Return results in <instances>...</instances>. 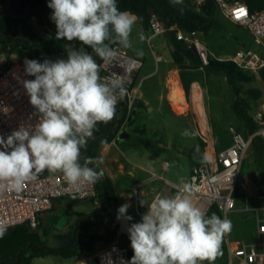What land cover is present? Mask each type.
I'll return each mask as SVG.
<instances>
[{
	"label": "clouds",
	"instance_id": "9594fccd",
	"mask_svg": "<svg viewBox=\"0 0 264 264\" xmlns=\"http://www.w3.org/2000/svg\"><path fill=\"white\" fill-rule=\"evenodd\" d=\"M48 7L56 39L78 40L103 64L83 49H69L66 59L24 61L26 75L35 78L23 80V87L39 120L34 129L21 126L6 139L0 135V191L20 192L45 170L61 172L77 190L100 181L103 171L96 168L102 158L86 157L82 165L81 150L94 137L99 123L114 118L118 101L127 96L128 66L122 62L120 50L132 47L130 35L137 17L120 11L116 0H50ZM143 55L142 50L136 51V56ZM104 65H118L125 74L102 77ZM181 135L195 133L185 129ZM207 159L204 156L201 162ZM199 191L193 178L172 197L156 195L151 203L141 200L148 210L141 222L128 229L134 254L121 264H200L205 260L212 264L232 225L227 218L215 213L208 217L195 206L193 198ZM129 207L128 203L119 207L118 220L132 219L126 215ZM6 231L7 225L0 223V238Z\"/></svg>",
	"mask_w": 264,
	"mask_h": 264
},
{
	"label": "built area",
	"instance_id": "2783aa9c",
	"mask_svg": "<svg viewBox=\"0 0 264 264\" xmlns=\"http://www.w3.org/2000/svg\"><path fill=\"white\" fill-rule=\"evenodd\" d=\"M216 1L229 21L248 30L255 42L264 46V9L250 12L244 2ZM204 2L205 0H195L196 9L199 10V6ZM149 30L151 31L149 40L164 35L168 30L174 31L177 40L196 50L204 65H207L210 60H227L240 69L252 73H258L264 68V55L250 48L242 47L230 57L222 59L210 53L199 32L188 33L177 26L167 28L156 18L151 21ZM120 55L122 62L128 66L125 85L127 96L124 100L127 111L131 112L140 96L141 83L136 84L135 75L143 67V62L127 49H121ZM26 59L28 56L22 55L0 68V135L5 139L21 126H30L34 129L39 120L22 83L23 80H32L31 76L25 73ZM100 64L103 62L101 61ZM113 72L124 75L125 69L118 65H104L101 76L104 77ZM188 108H192L197 115L195 101L192 98H188ZM256 122L258 130L248 138L234 130L232 144L225 149L217 148L213 133L207 127L205 131H202L199 122L198 128L201 131L199 135L203 144L202 159L204 156L208 159L207 162L194 166L185 182L191 183L195 178L200 191L195 194L193 201L195 206L205 213L213 205L220 211L222 219L229 220L231 214L235 212L254 213L256 224L252 240H231L228 233L223 236L226 242V264H264V195L260 196L261 203L256 208L250 207L248 200H244L243 209L238 207L234 197L242 164L252 147L253 138L260 136L264 142L262 117H259ZM185 183L175 184L165 180L166 186L175 189L176 193ZM134 190L137 193V186ZM56 199H68L75 202L91 201L97 206L100 205L95 184H84L77 190L66 182L61 172L45 170L39 174L36 181L26 183L20 192L0 191V223L7 225V229L25 225L31 231L36 230L40 225L41 217L53 208V202ZM137 213L140 217L144 215L139 211ZM121 260L130 261L129 248L114 241L95 254L89 253L82 256L73 264H121Z\"/></svg>",
	"mask_w": 264,
	"mask_h": 264
},
{
	"label": "trees",
	"instance_id": "16d2710c",
	"mask_svg": "<svg viewBox=\"0 0 264 264\" xmlns=\"http://www.w3.org/2000/svg\"><path fill=\"white\" fill-rule=\"evenodd\" d=\"M18 0H0V53L12 55L17 48L23 49L24 55L29 60L44 62L45 60L55 61L67 58V45L75 43V48H86L90 53L92 49L81 44L78 40L67 41L56 39V26L51 19L52 9L48 7L50 0H23L27 5L26 14L20 16H7L10 6L9 2ZM228 3H236L240 0H225ZM120 11H127L137 17L140 26L144 31L150 29L153 18L165 24L167 28L177 26L185 32H199L206 35L215 25L214 18L218 12L216 0H205L196 9L195 0H182L180 4H173L171 0H116ZM250 12L264 9V0H245L244 2ZM43 29L50 37V40H43L37 36L36 30ZM164 37L172 50L174 65L180 70L203 69L206 74L223 73L234 94L233 110L246 126L249 136L258 130L256 118L251 114L252 104L262 99L264 90L255 87V83L261 81L264 86V68L258 73L245 71L237 67L233 62L223 60H210L204 65L194 48L188 47L184 42L177 40L174 31L168 30ZM100 61L99 57H95ZM34 79V76H31ZM187 97V96H186ZM188 100V98H187ZM125 100H120L116 112L122 111L125 115L127 108ZM124 115L122 119L124 118ZM115 117V116H114ZM264 121V114H262ZM111 131V133H110ZM117 128L111 120L107 124L99 123L94 137L88 141L86 148L81 150L80 163L83 165L86 157H99L100 149L109 144ZM106 141L102 143L101 141ZM254 166L264 186V142L260 136L252 140ZM203 153V144L199 146ZM196 148L190 150L186 155L193 168L201 164L202 159L197 162L194 158ZM91 168L95 165L89 164ZM97 171H99L96 168ZM98 192L100 205L90 213L78 215L75 224L69 229L74 236L68 247L54 248L45 233L39 235L31 231L27 226L21 225L8 228L0 238V264H32L34 259L49 256H60L64 259L82 257L91 253L98 245H109L119 235V220L117 219L120 207L117 192L111 180L103 174L100 181L95 183ZM234 197L239 203L245 198L237 185ZM63 199H56L52 210L61 203ZM213 213L221 217L218 208L213 205L206 212L210 217ZM243 229L250 230L252 225L249 221H242ZM41 225V224H40ZM129 257L133 256L131 242H128Z\"/></svg>",
	"mask_w": 264,
	"mask_h": 264
},
{
	"label": "crops",
	"instance_id": "0c3cea01",
	"mask_svg": "<svg viewBox=\"0 0 264 264\" xmlns=\"http://www.w3.org/2000/svg\"><path fill=\"white\" fill-rule=\"evenodd\" d=\"M137 23L139 24L138 20H136L134 26ZM147 40L149 41V37L147 38ZM127 50H129L135 57L140 59L138 56H136L134 51H132L131 49H127ZM171 53L172 50L167 44L165 37H163V40H161L159 53L154 55V62L156 64V68L154 71H149L143 77V78H148L150 76H154V75L156 76L161 73V76L158 81V85L161 82L164 83V88H163L164 93L162 92L154 93L157 100L156 110L158 115L162 117L164 116L165 105H168L170 107L171 112L174 115L178 117H182L184 115V114H180V113H184V111L178 110L171 102V98H170V90L174 86L175 81H177L183 93H185V91L187 90L186 93L188 97H186L185 95L187 102L186 108H188L187 98H192L194 100L198 98L196 96H199V100L198 101L195 100V107L197 113L199 115V118L202 120L201 123H204L205 125L204 127L210 128L213 133L214 119L216 118L217 120H223L225 118L224 115L225 112L227 113V115L228 113H232V111L234 112L233 110L234 94L227 82V78L225 74L223 73L206 74L203 69L186 70V71L180 70L176 68V66L174 65ZM2 55H4V59L0 61V68H2L8 62L15 61L18 58L17 53H13L12 55H7V54H2ZM142 62L144 66V61ZM141 69L139 70V72L136 73L135 80L137 75L141 72ZM184 87L186 88V90L184 89ZM145 96L146 95L140 89L139 100L141 106L139 110L138 108L136 109L137 112L135 114L128 111H126L125 115L122 111H119L115 114V117L112 119L115 127L117 128L115 137L109 144L104 145L99 151V157L102 158L103 162L99 165V168L97 169L99 171L102 170L103 174L111 180L117 192L119 205L122 206L125 203L130 204V207L128 208L126 213L127 216H129V213L132 212L133 210H136V213L139 211V207L141 206L140 204L141 200L144 201L150 197L149 198L150 201L148 203H151L153 198L158 194H161L165 197L174 196L176 194L175 189H171L167 187L165 184V180H168L175 184H180V183H185L186 179L188 178V175L183 173H175V176L173 175V167L169 163L167 156L170 155L171 157H173L176 151L170 148L169 146H167L163 150H158L157 148L151 147L144 143L138 144L136 142V139L135 140L132 139L133 138L132 136L130 137L129 141L128 140L125 141L124 139L120 138V136L123 133H126L128 137L130 135L129 133L131 130H133L131 132H134L133 136H135V138L136 136H138L141 133L143 134L144 131L147 130L146 123L149 120V115L152 113L153 108H152V103L150 102L149 99H146ZM212 98L214 99V102ZM172 105L176 111L173 109ZM201 108H202V113L204 114V118L203 115H201ZM251 114L254 117L255 115L264 114V96L262 97V99L252 104ZM123 115L124 118L122 119ZM204 119L205 121H203ZM208 121L211 122V125L210 123L208 124ZM229 123L232 125L231 121H229ZM231 144L232 141L230 144H227L225 146H220L218 149H225L229 147ZM187 162L189 164V173H190L192 167L188 161V158H187ZM247 165L250 170L249 178L250 177H254L256 179L258 178L259 182L257 183V187L249 186L244 188L245 192L243 193L245 194V198L238 203V207L240 208L242 201L245 202L244 200L247 199L250 207L256 208L261 203L260 196L264 195V186L257 172L253 171V165H254L253 147H251V157L249 158V156L246 155L243 161L242 170ZM135 186H137L138 189L137 193H135L134 191ZM64 200H68V199H64ZM145 206L147 205H144V207ZM240 209H243V206H241ZM84 211H81V213L92 212V211H87V212ZM61 213L67 214L68 212L62 211ZM77 213L78 215L81 214L80 212ZM244 213H251L254 218L253 212L250 211ZM68 220L69 219L67 218V221ZM67 221L60 229H58L57 226H55L57 231L54 234L66 233L68 230L64 231V228L67 224ZM41 222H43L44 224V216L41 217L40 224ZM225 257L227 258L226 251H225Z\"/></svg>",
	"mask_w": 264,
	"mask_h": 264
},
{
	"label": "rangeland",
	"instance_id": "374dc122",
	"mask_svg": "<svg viewBox=\"0 0 264 264\" xmlns=\"http://www.w3.org/2000/svg\"><path fill=\"white\" fill-rule=\"evenodd\" d=\"M13 3L15 2H9V6H11ZM214 23H215L214 27L206 35L200 33L201 39L204 41L211 54L215 55L216 57L226 59L231 55H233L237 50L241 49L242 47H246L264 55V46L258 45L248 30L230 22L223 15L220 9H218V12L215 15ZM150 35H151L150 30L144 31L141 28V26L137 23L135 26H133L130 35V41L132 44V47L130 49L134 51L135 54L137 50H142L144 53L143 57H139L142 61H144V66L141 69V72L136 77V84L141 83V91L146 95L145 96L146 99H149L150 102L152 103L153 111L149 115V120L146 123L147 130H145L143 134L141 133L138 136H136V138L135 136H133L134 132H131L133 130H131L129 133L130 135L124 140L129 141L130 137L132 136L133 137L132 139L133 140L136 139V142L138 144L144 143L151 147L157 148L158 150H163L167 146H169L170 148L176 151L173 157H171L170 155L167 156L169 163L173 167V175L175 176V173H183V174H187L189 177L190 175L189 164L187 162L188 157L186 154L190 150L196 148V154L194 158L196 159L197 162H199L202 159V153L199 148L202 142L199 135L201 132L198 128L199 122L202 131H205L206 128L204 127L205 126L204 123H201L202 120L199 118L198 113L196 115L193 112L192 108H186V111H184V113H180L184 115L182 117H178L171 112V109L168 105H165L164 116L162 117L158 115L156 110L157 100L154 93L156 92L164 93L163 91L164 83L161 82L162 84L160 83L161 85L160 84L158 85V81L161 76V73L159 75L150 76L148 78H143V77L149 71L155 70L156 64L154 62V55L159 53L161 40H163L164 35L156 36L148 41L147 38L150 37ZM15 53H17L18 57L24 55V53L19 50L16 51ZM2 59H4V55L0 53V61ZM97 62L100 63V61L98 60ZM155 84L157 87L155 86ZM254 86L264 90V86L261 81L255 83ZM184 89L186 90L185 87ZM186 91L185 93H183L184 98L185 95L188 96ZM196 97L198 98L194 99V101L199 100V96ZM140 106H141L140 100L138 99L131 113L135 114L137 112L136 109L138 108L139 110ZM173 109L175 110L174 107ZM201 115H203L204 118V114L202 113V108H201ZM224 115L225 118L223 120H217L215 118L213 122L214 125L213 135L215 138L217 148H219L220 146H225L227 144H230L231 141H233L234 130L242 133L246 138L249 137V134L246 131L245 123L238 115H236L233 111L232 113H228V115L225 112ZM261 116L262 115L260 114L255 115V118L258 119ZM203 121H205V119ZM229 121L232 122V125L229 123ZM209 123L211 125V122L208 121V124ZM185 129L194 132L195 135L192 137L182 136L181 133ZM208 129L210 132H212L210 128ZM197 147L199 148V151H197ZM247 155L249 156V158L251 157V148L249 149ZM253 171L256 172L254 165H253ZM249 173L250 170L248 168V165L245 166L243 170L241 168L240 176L237 182V185L239 186L241 192L242 191L245 192L244 188L249 186L257 187V183L259 182V179L258 178L256 179L254 177L249 178ZM149 198H147L144 201L148 203L150 201ZM241 206L244 207L243 201ZM97 207L98 206L91 201L75 202V201H69L63 199L61 204L58 207H56L55 210L51 209L48 213L43 215L44 224L43 222H41V225L38 227V229L32 231L39 235H44L46 233L49 236V240H51V236L57 231L55 226H57L61 221L60 213L62 211L68 212L66 216L69 220L67 221V224L64 228V231H67L75 224L78 216L77 212L81 213V211L84 210H86L84 212L93 211ZM147 210H148L147 206L139 207V211L143 214H145ZM129 216L132 217V219L130 220L131 224L141 222L142 218L139 217V215L136 213V210L130 212ZM229 220L231 221V225H232L230 232H228V236L230 239L251 240L254 238L256 223L251 213L235 212L231 214ZM244 220L249 221L250 224L252 225L250 230L243 229V227L241 226L240 223ZM115 241L123 246L128 247L129 240L120 233ZM49 245H51V243H49ZM105 246L106 245L100 244L91 253L95 254L101 249H103ZM225 251H226V242L222 238L219 254L217 255L216 259L212 262V264H226L227 258L225 257ZM80 258L81 257L64 259L60 256H49L45 258L34 259L32 264H73L75 261L79 260ZM200 264H209V261L205 260L200 262Z\"/></svg>",
	"mask_w": 264,
	"mask_h": 264
},
{
	"label": "water",
	"instance_id": "95a60500",
	"mask_svg": "<svg viewBox=\"0 0 264 264\" xmlns=\"http://www.w3.org/2000/svg\"><path fill=\"white\" fill-rule=\"evenodd\" d=\"M240 2H245V0H240ZM26 11H27L26 3L23 0H18L17 2L13 3L10 6V8H9L8 12L6 13V15L7 16H20V17H23L26 14ZM36 33H37V36L40 39H43V40H50L51 39V37L41 28H38L36 30ZM66 49H67V51L69 49H72V50L83 49L84 51H86L87 53L92 55L94 58L96 57L95 53H90L84 47L76 49L74 42H71L70 44H68ZM110 133H111V131H110ZM126 137H127L126 133H123L120 136L121 139H125ZM60 216H61L62 219L59 222V224L57 225L58 229H60L67 221V216H66L65 213H60ZM130 226H131L130 220H127L125 218L119 219V233L121 235L125 236L129 241H130V238H129L128 229L130 228ZM73 236H74L73 231H68L66 233H56V234L51 236V245L54 248H57V249L68 247L71 244L72 240H73Z\"/></svg>",
	"mask_w": 264,
	"mask_h": 264
},
{
	"label": "bare ground",
	"instance_id": "6f19581e",
	"mask_svg": "<svg viewBox=\"0 0 264 264\" xmlns=\"http://www.w3.org/2000/svg\"><path fill=\"white\" fill-rule=\"evenodd\" d=\"M170 98H171V102L178 110L180 111L186 110L187 102L184 98V94L181 90V87L177 81H175L174 86L170 90Z\"/></svg>",
	"mask_w": 264,
	"mask_h": 264
},
{
	"label": "flooded vegetation",
	"instance_id": "af4514ba",
	"mask_svg": "<svg viewBox=\"0 0 264 264\" xmlns=\"http://www.w3.org/2000/svg\"><path fill=\"white\" fill-rule=\"evenodd\" d=\"M18 50H19V51H23V49H22L21 47L17 48L16 51H18ZM68 231H69V230H68ZM68 231H67V232H68Z\"/></svg>",
	"mask_w": 264,
	"mask_h": 264
},
{
	"label": "snow or ice",
	"instance_id": "6c2138e0",
	"mask_svg": "<svg viewBox=\"0 0 264 264\" xmlns=\"http://www.w3.org/2000/svg\"><path fill=\"white\" fill-rule=\"evenodd\" d=\"M241 14H243V10H241Z\"/></svg>",
	"mask_w": 264,
	"mask_h": 264
}]
</instances>
